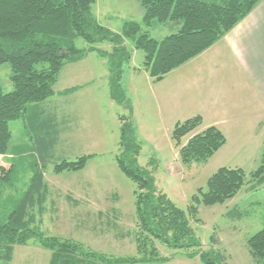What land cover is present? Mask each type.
<instances>
[{
    "label": "rangeland",
    "instance_id": "1",
    "mask_svg": "<svg viewBox=\"0 0 264 264\" xmlns=\"http://www.w3.org/2000/svg\"><path fill=\"white\" fill-rule=\"evenodd\" d=\"M91 13L100 25L114 34L121 32L125 22L138 24L141 32H147L157 41L179 29L178 24L172 23H153L145 27L143 8L138 0H96ZM74 46L85 51L91 47L80 37L74 39ZM124 46L130 59L122 68L120 84L128 105L112 101L108 89V59L98 54L99 51L110 54L112 42L105 40L94 44V50L87 52L82 60L62 67L53 86L54 96L42 104L58 118V140L48 150L42 164L32 151L38 167L42 166L47 186L44 211L32 227L45 237L68 239L117 259L136 255L134 184L118 169L115 161L120 153V116L132 117L141 143L137 164L151 171L156 188L184 211L191 197L199 188H205L208 178L219 168H240L247 176L256 170L264 140V116L256 114L242 118L230 115L240 111L225 114L230 116H216L202 102L199 90H190L186 95L185 65L154 82L143 68L142 51L135 49L131 40H124ZM10 74L9 65L0 66L4 93L11 90ZM247 85L241 84L240 93H234L236 99L247 98ZM204 87L208 93L220 86L205 84ZM205 100L208 99L204 97ZM195 116L201 117L202 124L184 137L180 145L217 123H220L227 143L205 163L186 166L179 159L180 147L171 134L176 123ZM235 119L240 120V126ZM258 122L262 126L256 132L246 127L257 126ZM9 127L12 137L7 153L0 156V174L11 164H14L15 172L8 185H2L0 189V215L10 211L21 199L32 175V159L27 156L30 152L27 149L33 141H27L20 120L10 122ZM81 156L89 157L82 170L53 171L54 165L62 160L75 161ZM150 161L155 164L150 165ZM249 181L247 178L236 196L224 204H200L198 221L191 222L203 249L211 248L212 238L218 240L214 249L223 257L221 264H264L251 258L246 245L247 239L264 225V184L249 190ZM68 196L77 200L78 206L69 204ZM157 249L160 256L170 259L164 264H202L198 258L186 257L191 253L188 249L171 250L163 245H158ZM49 256L48 250L31 242L14 248L10 264H48Z\"/></svg>",
    "mask_w": 264,
    "mask_h": 264
},
{
    "label": "trees",
    "instance_id": "2",
    "mask_svg": "<svg viewBox=\"0 0 264 264\" xmlns=\"http://www.w3.org/2000/svg\"><path fill=\"white\" fill-rule=\"evenodd\" d=\"M95 1L0 0V66L9 65L11 72L9 92H3L0 82V156L8 151L12 137L10 122L20 120L27 141H33L27 149L30 151L27 156L32 159L30 184L13 208L0 215V264H10L14 248L31 242L50 252L48 264H164L170 259L160 256L158 245L171 250L188 249L191 253L186 257L198 258L202 264H221L223 257L214 249L218 240L212 238L211 248L203 249L191 222L198 221L200 204L213 206L230 201L247 178L251 183L249 190L264 184V140L256 170L247 176L240 168H219L208 178L205 188H199L191 197L184 211L156 188L151 171L137 164L141 143L132 117L120 116V153L115 161L118 169L134 184L136 255L126 259L104 256L68 239L45 237L32 227L44 211L47 194L42 166L38 167L33 156L42 164L59 135L58 118L42 104L54 96L53 86L65 64L82 60L87 52L94 50L92 45L111 41L112 52L99 51L98 54L108 59V89L112 101L127 106L120 84L122 68L130 59L124 40H131L133 47L142 51L144 70L154 82H159L212 47L263 0H138L143 8L145 27L153 23L179 25L176 33L160 41L141 32L134 22H125L119 34L110 32L92 16ZM77 37L91 47L86 51L77 49L74 46ZM201 124V117L195 116L176 123L173 128L171 138L180 147L178 156L186 166L205 163L226 143L224 134L217 127L209 126L180 145L181 140ZM88 158L62 160L54 165L53 171L78 172ZM149 164L155 163L150 161ZM14 172V164H11L0 174V189L8 185ZM67 200L72 206H78L77 200L69 196ZM246 245L256 263L264 262V225L247 239Z\"/></svg>",
    "mask_w": 264,
    "mask_h": 264
},
{
    "label": "crops",
    "instance_id": "3",
    "mask_svg": "<svg viewBox=\"0 0 264 264\" xmlns=\"http://www.w3.org/2000/svg\"><path fill=\"white\" fill-rule=\"evenodd\" d=\"M184 65L187 67L186 95L190 90H199L209 112L216 116L242 118L256 114L264 116V0L212 47ZM246 83L247 98L236 99L234 93H240L241 84ZM205 84H218L220 87L207 93ZM204 97L208 100L204 101ZM234 111L240 112L230 114ZM236 123L240 126V120ZM213 126L224 132L220 123ZM260 126L261 122H258L257 126L246 127L256 132Z\"/></svg>",
    "mask_w": 264,
    "mask_h": 264
}]
</instances>
